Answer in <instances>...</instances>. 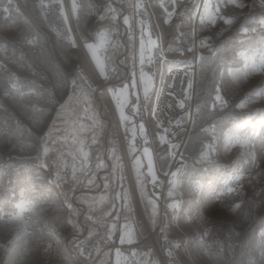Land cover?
I'll use <instances>...</instances> for the list:
<instances>
[{
    "label": "rangeland",
    "instance_id": "1",
    "mask_svg": "<svg viewBox=\"0 0 264 264\" xmlns=\"http://www.w3.org/2000/svg\"><path fill=\"white\" fill-rule=\"evenodd\" d=\"M99 1L69 0L68 12L77 35L86 48L87 44L95 43L101 28L111 30L116 45L113 47L110 43L101 53L102 58L113 65L117 56L127 50L128 61L124 62L129 73L135 70L138 77L140 67L138 63L133 67L132 42L123 23L124 16L130 12L122 15L121 8ZM243 2L249 7L243 9L231 27L196 26L198 35L209 38L210 46L196 49L205 59L203 63L195 61L192 77L195 91L189 102L192 115L185 117L183 110L184 128L176 140L178 154L165 156L163 150L167 145L159 142L154 124L136 118L137 125L141 120L146 123L150 141L147 146L151 148L154 143L156 149L153 164L159 186L154 188L151 177L147 176L148 161L145 168L143 158L141 161L144 190L155 193L158 201L159 215L155 224L145 211L133 166L135 156L142 153H129L123 128H117L99 87L101 79L90 71L71 33L62 0H0V264H45L50 255L55 264H71L73 259L68 246L79 253L80 242L86 240L89 230H96L85 217L96 214L106 219L107 224L116 222L119 217L121 225L126 218L138 225L139 235L133 245L121 244L119 232L115 234L116 245L106 255L109 264H124V258L135 264L131 256L133 249L150 252L156 264H264V194L260 191L264 188V175H260L264 173V137H257L246 150L239 145L227 151L224 148V134L233 124L246 122L247 129L260 127L264 98H259V94L264 93V87H260L264 85V76L245 78L235 86L223 88L228 101L225 108L212 109L213 93L208 88L213 76L219 77L221 70L227 74L229 69L242 67L243 60L236 51L250 56H259L264 51L260 43L264 31H240L246 20H259L264 10L258 0ZM42 3L50 6L42 8ZM106 5L115 11L108 12ZM181 7L193 8L194 0H183ZM118 18L122 25L120 32ZM157 23L167 49L170 44L179 43L175 40L174 25L164 24L162 19ZM180 23L175 21V24ZM254 26L248 24L250 28ZM133 27H136L135 22ZM190 30V25L181 28L186 34L185 48L190 46L187 36ZM123 34H126V47L122 44ZM136 35L138 40V27ZM185 55L194 61L191 53L185 52ZM77 67L79 75L73 83ZM150 71L152 73V67ZM123 74L122 69L120 73H113L112 79L119 80ZM253 91L258 98L248 102ZM125 100L126 93L121 92L118 102L123 105ZM241 102L245 106L237 107ZM90 112L97 114L102 127L88 119ZM208 128H214V135ZM94 136L97 143H92ZM110 139L114 149L111 158ZM213 139L218 145L213 161H199L202 145ZM136 143L138 149L146 146L139 136ZM44 147L48 149L46 153ZM82 148L89 154L86 161ZM179 153H183V158ZM246 153L255 154V165L244 163L249 159ZM98 157L105 161L106 167L97 169ZM240 163L245 172L241 191L234 198L218 197L223 181ZM182 165L174 197L180 202V208L173 213L166 208L173 201L168 197L170 177L165 174ZM57 171L59 179L55 175ZM92 176L97 177L96 186L89 188L88 180ZM105 177L109 182L107 190L104 189ZM195 180L204 184L203 190L193 187L191 182ZM124 189L129 193L131 211L116 199V194ZM101 193L107 196L105 204L90 212L89 203L85 201L91 202ZM134 194L144 221L139 218ZM233 199L242 202L235 212L230 210ZM65 201L79 210L72 217L75 228L64 222L69 215ZM209 209H214L215 214L210 215ZM109 210L111 217L104 218V212ZM186 213L193 215L185 216ZM206 229L210 231L201 245L199 238ZM105 232L106 225L104 236Z\"/></svg>",
    "mask_w": 264,
    "mask_h": 264
},
{
    "label": "snow or ice",
    "instance_id": "2",
    "mask_svg": "<svg viewBox=\"0 0 264 264\" xmlns=\"http://www.w3.org/2000/svg\"><path fill=\"white\" fill-rule=\"evenodd\" d=\"M183 0H156V8L151 15H154L157 19H162V23L167 25H174L175 30L177 32V36L175 38L179 43L170 44L167 51L176 52L177 55L183 56L185 52H189L192 54V58L194 61L198 63L204 62V57L199 55L196 49L198 47H209L208 40L209 38L206 36L198 35L197 25L200 28L213 27L216 25H221L222 28L231 27L237 20L239 14L242 13L243 9L249 7V5L244 4L243 0H194V7L191 9H185L181 7ZM259 7L264 10V0H258ZM50 5L46 3H42L41 7L46 8ZM108 12H114L115 10L105 6ZM143 14V15H142ZM117 15H119L117 13ZM149 14L143 6V0H135V2L130 7V15L124 16L123 23L126 26V30L128 33V38L132 42L133 49V67L135 68L136 64H139L140 72L137 77V72L134 70L130 72L127 78H121L120 80L112 79V74L117 71L115 67L111 65V63L106 62L101 53L105 50L107 45L111 43L113 47H115L116 42L111 40V34L107 30L100 31L97 34V42L94 44H87V52L86 55L89 56L90 61L94 62V66L97 67V75L101 79V83L99 85L100 89L107 93L109 96V101L111 104V108L113 114L116 117L117 124L120 128H123L125 133V139L128 143V151L130 154H135L137 151H141L142 155L135 156L134 159V168L137 172V184L140 187L141 192V200L145 202V211L148 212L150 219L155 222L156 218L159 215V207L158 201L155 196V193H147L144 190V182L142 177L144 173L142 172V158H146L147 163V176L151 177V183L153 187H157L160 184V181L156 175V169L153 164V157L156 155V149L153 143V147H148L150 141L148 139V135L146 133V123L141 120V122L137 125L136 118L143 117V109L146 108L147 101L149 99V93L152 91V82L153 75L150 71L151 66L154 65L157 55L161 60L165 57V49L163 48L160 39L153 32V26L151 20L148 18ZM179 20L180 24H175V21ZM133 22H135L136 27H133ZM251 23L255 25L254 27H248V24ZM191 26V30L188 31L187 36L190 37V46L187 48L183 47V42L185 40V33L181 31L183 26ZM137 27L139 30V39L137 40ZM258 29L260 31H264V15L261 16L259 20L253 19L252 21H247L245 24L241 25L240 31L243 33L248 32H257ZM261 45L264 46V37H261L260 41ZM138 45V47H137ZM228 45L226 44L225 47ZM237 56L241 57L243 60V65L240 68L229 69L227 74L223 70L220 71L219 77L213 76L212 80L208 84V88L213 93L211 95L212 100V109L216 108H225L228 104V101L225 97L223 88L226 86H235L236 83L242 82L245 78H250L252 76H264V51L261 52L259 56L256 55H248L244 51H236ZM183 63V62H182ZM170 64H175L172 62ZM185 67L190 68L191 64L185 65ZM149 70L146 71L145 69ZM173 67H169V72H172ZM75 76L73 78V83L75 82L76 76L79 75L78 67L74 69ZM189 76L191 74L189 73ZM194 80L189 78L187 82V87L181 89V98L175 100V107L181 110H184L185 117L191 118V105L189 102L192 99V96L195 91ZM143 85V86H142ZM143 90V102L140 97V90ZM15 87V85H13ZM260 87H264L261 85ZM169 88H172V85H169ZM121 92L126 93V100L123 105H121L119 101V97ZM169 96H172V92L169 91ZM159 98V97H158ZM257 93L253 91L252 95L248 98V102H252L256 100ZM259 98H264V93L259 94ZM244 102H241L237 105V107H244ZM168 107H173L172 104L168 105ZM158 106L152 109V115L156 118L157 127H161L163 125V121H161L157 117ZM88 119H91L94 124L98 127H102V123L99 120L97 114L95 112H90ZM184 117H181V120L176 121V124L179 125ZM245 123H236L233 124L232 127L228 129V131L224 134L225 150H230L232 147L239 145L242 150H246V146L254 141L257 137H264V114L260 117V127L253 126L251 129H247L245 127ZM164 134L158 133V140L161 144H166L167 148L164 149V155L168 157H175L177 153V149L179 145L173 143L171 140L167 138L168 128H165ZM207 131L214 135V128H208ZM129 133L131 137L129 138ZM137 136L143 141V144L146 145L142 147V149L137 148ZM97 138L94 136L92 143H97ZM112 140H109V157L111 158V154L114 149L111 147ZM217 143L216 141L210 140L208 143L202 145L199 155L197 159L199 161H208L212 162L214 156L217 152ZM44 153L48 151L46 147L43 149ZM82 155L85 158V161L88 157V152L86 149L82 148ZM181 158H183V153H179ZM249 157L244 163L255 165L256 157L254 153H246ZM163 159V157H161ZM46 166V165H44ZM97 169H102L106 167L105 161L98 157V163L96 164ZM184 165L180 168H177L175 171H170L166 173V176H169L168 180V197L173 201L166 205V208L172 209L173 213H176L177 209L180 208V202L175 200V192L180 184V174L182 172ZM116 165H113V171L115 172ZM56 177L59 179L60 172L57 171L55 173ZM260 175H264V173H260ZM75 178V177H74ZM245 178L244 167L241 165L234 168L231 175H228L227 178L223 181V187L217 193V196L220 198H234L239 194L242 189V182ZM123 179V177H121ZM96 176H92L88 180V187L91 188L96 186ZM104 189L107 190L109 188L108 178H104ZM193 187L197 191H201L204 188V184L199 180H195L191 182ZM261 194H264V188L261 190ZM116 199L119 200L122 206L126 207L131 211V201L129 197V193L126 189L122 193L116 194ZM107 200V196L101 193L96 198H94L91 202L85 201L89 203L90 212L97 207H102ZM65 206L69 211V215L65 217L66 224H72L75 228L76 225L72 220V217L78 213V209H76L72 203L65 201ZM242 206V202L238 199H233L230 205L231 211H238ZM115 209V205H113V210ZM209 214L214 215L215 210L209 209ZM112 215V211L104 212V218H110ZM193 215L192 213H186L185 216ZM86 220H91L93 223H104L106 225V232L104 236V240L112 241L115 239V234L119 232V240L121 244L127 243L128 245L135 244V241L139 235L138 225L131 218H126L123 225L119 223V217H117L116 222L107 224L106 219L97 220L92 215H88L85 217ZM210 229H206L203 234H201L199 238V243L203 245L204 239L207 236ZM95 235L94 230H89L87 239L93 238ZM85 241H81L80 244H84ZM99 250V249H98ZM81 253H83V248H81ZM108 255V254H106ZM171 255V252L169 253ZM131 256L135 261V264H156L153 260L150 252L148 251H137L133 249L131 252ZM124 264H131L128 258H124Z\"/></svg>",
    "mask_w": 264,
    "mask_h": 264
},
{
    "label": "built area",
    "instance_id": "3",
    "mask_svg": "<svg viewBox=\"0 0 264 264\" xmlns=\"http://www.w3.org/2000/svg\"><path fill=\"white\" fill-rule=\"evenodd\" d=\"M100 4L109 3L120 7L122 11L127 10L130 12L131 5L135 0H100ZM143 6L149 14L148 18L151 20L152 26L155 27L153 39L156 36L160 39L163 48L165 49V57L163 60L157 55L155 63L152 67L153 73V89L150 94L149 104H146V108L143 109V117L146 123H153L159 134H164V129L168 128L167 138L173 143H176L179 133L184 128L181 121L179 125L176 121L181 120L183 110L175 107V100L181 98V89L187 87L188 79L193 77L195 72L196 62L189 59L187 55L179 56L176 52L168 54L167 45L162 38L161 32L158 28V20L154 15H151L156 8V0H143ZM125 8V10H123ZM125 11V12H127ZM143 15V14H142ZM175 62V64H170ZM183 62V63H182ZM191 64V67H185V65ZM173 67V71L169 72V67ZM189 73L191 76H189ZM172 85V88H169ZM169 91L172 92V96H169ZM159 97V98H158ZM172 104L173 107H168ZM158 106L157 117L163 121L161 127H157L156 118L152 115V109ZM95 234L97 228L95 227ZM115 239L108 242L92 243L89 239L85 240L82 244L83 253L81 249L79 253H72L73 262L71 264H109L106 254L107 251L115 247ZM99 249V250H96ZM51 255L46 258L45 264H55L51 260ZM168 260V258H167ZM176 263L175 260H172Z\"/></svg>",
    "mask_w": 264,
    "mask_h": 264
},
{
    "label": "bare ground",
    "instance_id": "4",
    "mask_svg": "<svg viewBox=\"0 0 264 264\" xmlns=\"http://www.w3.org/2000/svg\"><path fill=\"white\" fill-rule=\"evenodd\" d=\"M68 3H69V0H62V5L64 7V10H65V14H66V18L68 19V22H69V27L71 29V33L73 34L74 38L76 39V43H77V46L78 48L80 49V52L82 53V55L84 56L85 60H86V63L90 69V71L97 77V71H96V67L94 66V63L92 61H90V58L88 55H86V48L84 46V44L81 42L79 36L77 35V31H76V28H75V25L73 24V21H72V18L71 16L69 15V12H68ZM101 82V81H100ZM104 95H105V100H106V103L108 104L109 106V109L113 115V118H114V122L117 126V128L119 127V125L117 124V121H116V117L115 115L113 114V111H112V108H111V104H110V101H109V96L107 93L104 92ZM121 133V132H120ZM120 137V136H119ZM121 141V145H122V148H123V142H122V139L119 138ZM126 150V149H125ZM125 160H126V157H125ZM128 162V160H126V163ZM129 164V163H128ZM127 165V164H126ZM129 167V165H128ZM132 186H133V182H132ZM134 198H135V201H136V209H137V212H138V215H139V218L140 220H143L144 221V216L141 212V209H140V205H139V202L137 201V198H136V195L134 194Z\"/></svg>",
    "mask_w": 264,
    "mask_h": 264
},
{
    "label": "trees",
    "instance_id": "5",
    "mask_svg": "<svg viewBox=\"0 0 264 264\" xmlns=\"http://www.w3.org/2000/svg\"><path fill=\"white\" fill-rule=\"evenodd\" d=\"M123 10H125V8L123 9ZM125 11H127V10H125ZM3 41H6L7 42V40L5 39V38H3ZM123 45H124V47H126V43H125V40H123ZM94 218H96L97 220H101L102 218H100L99 217V215L98 214H96L95 216L94 215H92ZM92 223H93V221H91ZM93 226H96L97 227V229H98V231H97V233L94 235V237L93 238H91V239H89L92 243H95V244H97V243H101V242H104V230H105V224L104 223H93L92 224ZM68 246V245H67ZM68 249L70 250V252L71 253H73L74 254V252H73V248H71V247H69L68 246Z\"/></svg>",
    "mask_w": 264,
    "mask_h": 264
},
{
    "label": "flooded vegetation",
    "instance_id": "6",
    "mask_svg": "<svg viewBox=\"0 0 264 264\" xmlns=\"http://www.w3.org/2000/svg\"><path fill=\"white\" fill-rule=\"evenodd\" d=\"M120 21H118V24H119V26H118V31L120 32V30L122 29V25H121V22L119 23ZM114 34H113V32H112V36H113ZM124 37H126V34H123V38H122V44H123V40H124ZM118 57V59H117V61L116 60H114V63H113V67H115L116 69H117V71L114 73V74H116V73H120V70H122L123 68L120 66V64L122 65V66H127L128 67V65L125 63L126 61H128V53H127V50L126 51H124V52H122L120 55H118L117 56ZM123 61V62H122ZM125 61V62H124ZM124 71V70H123ZM128 74H129V71H128ZM128 74L126 75V76H124V74H123V76L121 75V77H119L120 79L121 78H127V76H128Z\"/></svg>",
    "mask_w": 264,
    "mask_h": 264
},
{
    "label": "water",
    "instance_id": "7",
    "mask_svg": "<svg viewBox=\"0 0 264 264\" xmlns=\"http://www.w3.org/2000/svg\"><path fill=\"white\" fill-rule=\"evenodd\" d=\"M125 14V11H123V13H122V15H124ZM121 15V16H122ZM120 16V17H121ZM120 18H118V21H120L119 20ZM120 23V22H119ZM103 30H107L108 32H110V34H111V40H112V32H111V30H109V29H105V28H101L98 32H97V34L100 32V31H103ZM97 42V36H96V41H95V43ZM110 44V43H109ZM109 44L107 45V47L109 46ZM106 47V48H107ZM117 59H118V57L116 58V61H117ZM120 66L123 68V70H124V76H126L127 74H128V67L127 66H122L121 64H120ZM120 80V79H119ZM115 125V124H114ZM86 231H87V229H85L84 230V233H83V235H85L86 234Z\"/></svg>",
    "mask_w": 264,
    "mask_h": 264
},
{
    "label": "crops",
    "instance_id": "8",
    "mask_svg": "<svg viewBox=\"0 0 264 264\" xmlns=\"http://www.w3.org/2000/svg\"><path fill=\"white\" fill-rule=\"evenodd\" d=\"M119 8H120V7H119ZM125 14H126V12H125ZM125 14H124V15H125ZM153 160H155L154 157H153ZM143 161H144L143 164H144V168H145V161H147V159H146V158H143ZM144 184H145V183H144ZM156 222H157V221H156ZM156 222H155V224H156Z\"/></svg>",
    "mask_w": 264,
    "mask_h": 264
}]
</instances>
